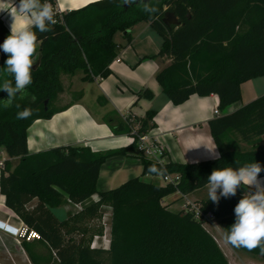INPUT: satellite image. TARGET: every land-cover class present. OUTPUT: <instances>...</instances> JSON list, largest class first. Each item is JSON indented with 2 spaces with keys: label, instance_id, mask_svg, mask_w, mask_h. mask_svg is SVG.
Returning a JSON list of instances; mask_svg holds the SVG:
<instances>
[{
  "label": "trees",
  "instance_id": "trees-1",
  "mask_svg": "<svg viewBox=\"0 0 264 264\" xmlns=\"http://www.w3.org/2000/svg\"><path fill=\"white\" fill-rule=\"evenodd\" d=\"M48 2L53 5L57 23L46 33L33 29L37 35L33 82L10 107L4 102L7 93L0 91V147L8 156L0 169V192L5 196V205L40 233L37 240L49 251V255H32L33 259L45 264H229L204 224L189 211L169 209L164 199L205 187L214 169H235L255 161L264 167V95L226 112L241 100L243 82L264 76V0H137L132 5L123 0H97L66 11H59L57 0ZM145 3L154 11H144ZM166 11L175 13L180 24H165L162 18ZM142 20L149 21L163 38L160 50L151 58H170L156 78L172 103L181 104L193 94L219 96V109L225 114L209 121L219 158L159 163L138 153V134L156 126L154 109L141 118L114 110L105 118L115 135L134 137L126 147L94 151L84 145H60L30 152L31 124L62 110L53 107L64 89L62 75L82 74V81L108 76L121 50L115 40L116 32L122 31L130 42L132 26ZM9 34L0 19V45ZM7 58L8 54L0 49V85L5 79L14 84L13 77L3 72ZM138 95L153 97L149 89ZM32 96L36 97L35 102ZM17 103L20 109L15 107ZM24 108H30L32 115L17 119V111ZM136 122L140 127L134 133ZM232 131L249 148L225 147V134ZM131 151L137 153L143 175L158 176L148 171L154 164L164 170L159 175L175 173L179 181L161 184L136 176L114 188L99 190L102 165ZM14 157L19 161L11 169L10 158ZM260 176H264V171ZM242 197L237 191L235 196L221 197L218 204L206 199L200 205L204 212L212 211L228 231L235 221L234 208ZM65 202L81 204L82 208L60 220L52 209ZM104 205L111 210L109 242L107 246L91 247L94 236L104 232L103 227L91 228ZM239 249L264 257L259 248ZM54 255L57 260L52 263Z\"/></svg>",
  "mask_w": 264,
  "mask_h": 264
},
{
  "label": "crops",
  "instance_id": "crops-1",
  "mask_svg": "<svg viewBox=\"0 0 264 264\" xmlns=\"http://www.w3.org/2000/svg\"><path fill=\"white\" fill-rule=\"evenodd\" d=\"M57 1L59 11L72 9L69 4H66L62 9V0ZM13 2L18 6L20 0H13ZM0 19L10 31L13 20L9 12L0 11ZM28 23L29 21L23 17H17V26L23 27ZM137 24H140V27L136 28L135 36L131 35L128 45L122 47L119 43L121 49L123 48V53L117 56L120 58L119 61L112 62V72L106 77H97L93 81L83 82L91 93L89 100L94 104L97 103L100 107L97 110L91 108L86 102L88 97L86 87H82L83 95L65 105L67 108L63 109L64 105L59 106L57 109L62 110L56 112L51 118H39L31 124L28 129L30 152L44 151L60 145H84L94 151L126 147L133 142V137L127 134L115 135L105 122V115L114 110L125 116L132 115L135 118H141L146 115L148 110L154 109L157 111L154 118L156 126L150 130V133L158 138L165 151L164 162L173 160L194 163L216 159L204 145L216 147L215 151L220 156L209 125L211 119L225 114L219 109V96L217 94L205 96L193 94L181 104L172 103L162 92L156 78L157 73L170 63V58H151L160 50L163 38L149 21H138L132 28ZM139 56H141L140 59L150 57L155 64L148 63L145 67L146 70L138 68L133 70L123 62L124 58L128 57L132 63H135L134 57ZM79 75L82 76V74ZM262 78L264 76L243 82L241 84V100L230 106L226 112H233L264 95ZM143 89L152 91L153 97L150 99L139 96L138 92ZM215 109H219L220 113L216 114ZM224 142L227 148L234 145L242 148L249 147V144L233 131L225 134ZM6 158L8 156L2 159ZM18 161V157L10 158L11 169L16 166ZM136 176L143 180L152 176L150 180L165 184L159 180L160 175H143L142 163L137 158V153L131 151L128 155L112 157L102 165L97 187L99 190H107ZM259 179L264 182V176H260ZM247 190L254 191L255 189H245L243 186L237 189L238 193L243 195ZM175 194L177 201L169 204V209L175 211L181 210L187 200L201 204L208 199L207 185L187 194L179 192ZM34 201L36 202V200ZM216 219L217 221L213 220L203 224L219 243L229 264H264V257L252 255L228 243L225 239L227 230L222 228L219 218L216 217ZM25 225L17 213L5 205V196L0 192V264H35L34 255L35 257H37L36 254L49 255L48 249L40 240L20 236V229ZM213 231L218 235L215 236ZM54 256L51 258L52 263L57 260Z\"/></svg>",
  "mask_w": 264,
  "mask_h": 264
},
{
  "label": "clouds",
  "instance_id": "clouds-1",
  "mask_svg": "<svg viewBox=\"0 0 264 264\" xmlns=\"http://www.w3.org/2000/svg\"><path fill=\"white\" fill-rule=\"evenodd\" d=\"M137 0H123L124 4L132 5ZM143 3V0H141ZM144 11H154L149 4L143 5ZM0 11L9 12L13 23L10 26V34L6 37L0 49L8 58L5 61L3 72L14 79H5L0 85V91L7 93L4 100L5 106H12L18 95H22L33 82L32 67L33 57L37 50V35L33 29L40 33L51 31V26L57 23L56 12L48 0H20L15 5L13 0H0ZM17 17H23L29 21L26 26H17ZM35 102L36 97H31ZM20 109V104H15ZM32 115L30 108L17 111V119H27ZM206 148L213 158H219L216 147ZM199 147V146H198ZM149 173L162 174L163 169L151 165ZM264 167L259 162L246 163L238 168L214 169L207 179L208 199L218 204L221 197L235 196L237 189L243 186L247 190L234 208L235 221L225 233V239L231 245L244 247L249 251L259 248L264 255V182L259 179V174Z\"/></svg>",
  "mask_w": 264,
  "mask_h": 264
},
{
  "label": "rangeland",
  "instance_id": "rangeland-1",
  "mask_svg": "<svg viewBox=\"0 0 264 264\" xmlns=\"http://www.w3.org/2000/svg\"><path fill=\"white\" fill-rule=\"evenodd\" d=\"M140 24H137L135 27H133L131 30V35L135 36V32H136V28L140 27ZM142 25V24H141ZM139 29V28H138ZM115 39L116 42L120 43L122 45V47H125L128 45L129 40L124 36V33L122 31H117L115 34ZM123 53V48L119 51V54ZM133 57V56H132ZM141 56L139 57H134V59H136L135 63H132V61L126 57L124 58V63L128 64L130 68H132L133 70L135 69H145V67H147L148 63H151V65H154V61L150 58V57H145L144 59H140ZM151 61V62H149ZM146 70V69H145ZM62 81H63V91L60 92L58 94V97L56 98V100L53 102V107L54 108H58L59 106H65L67 105L69 102L76 100L80 94H81V88L82 87H86V91L88 93V97L86 102L91 106L92 109L97 110L100 106L97 103H92L89 99L91 96V93L89 91V89L87 88V85L85 83H83L84 81L81 80V77L79 74H77L74 77H71L69 75H62ZM262 81H264V78H262ZM105 118H109V114L105 115ZM246 148H249L248 146ZM7 157L6 152L4 150L3 147H0V162L3 163L4 160L2 158ZM4 166L3 164H0V169H2V167ZM152 176H149L147 178H144L146 181L150 180ZM161 182L163 181L162 176L159 177ZM148 179V180H147ZM176 197V194H171L165 197L164 199V203L165 204H171L173 201H177V197L176 199L172 200L173 198ZM170 200H172L170 202ZM35 201L32 202V204H34ZM66 203V202H65ZM63 204L61 206L55 207L53 208V212L54 214H56V216L59 219H63L66 218L68 216V214H70V212L74 211V206L73 203H66ZM110 214H111V210L110 207H108L107 205H104L100 208V211L97 215V217L95 219L92 220V230H96L99 227H103V235L102 237L99 239V243H101V245H106L108 244V239H109V228H110ZM217 221V219H215ZM213 233L215 234V236H217L218 234L215 233L213 231ZM53 255V254H52ZM55 257V256H54Z\"/></svg>",
  "mask_w": 264,
  "mask_h": 264
},
{
  "label": "built area",
  "instance_id": "built-area-1",
  "mask_svg": "<svg viewBox=\"0 0 264 264\" xmlns=\"http://www.w3.org/2000/svg\"><path fill=\"white\" fill-rule=\"evenodd\" d=\"M114 60L119 61L120 58L117 57ZM215 113L219 114L220 110L215 109ZM140 127V123H136L133 128V132L136 133ZM133 137V136H131ZM134 140V137H133ZM261 143L262 146L264 147V134L261 137ZM137 151L144 157L157 161L159 163H164V156H165V151L163 147L161 146L159 140L157 137L153 136L150 131L148 132H143L138 134L137 138ZM0 164H3L0 162ZM163 178V181L165 183H177L179 181V175L172 173V174H167V175H160ZM96 198V196L94 197ZM73 203V202H72ZM74 210H80L82 208L81 204L73 203ZM182 209L185 211H189L193 214V216L200 220L202 223L213 221L216 219L215 214L212 211H207L204 212L201 208V205L187 200ZM20 236L26 237L27 239H40L41 235L39 232H37L34 229L29 228L27 225H25L23 228L20 229L19 232ZM100 236L96 235L94 236L92 242H91V247H97L100 246L101 243H99ZM109 242V239H108ZM106 246V245H105Z\"/></svg>",
  "mask_w": 264,
  "mask_h": 264
},
{
  "label": "bare ground",
  "instance_id": "bare-ground-1",
  "mask_svg": "<svg viewBox=\"0 0 264 264\" xmlns=\"http://www.w3.org/2000/svg\"><path fill=\"white\" fill-rule=\"evenodd\" d=\"M93 1H97V0H62L61 8L64 9L66 4H69L72 9H76V8L82 7L88 3H91Z\"/></svg>",
  "mask_w": 264,
  "mask_h": 264
},
{
  "label": "water",
  "instance_id": "water-1",
  "mask_svg": "<svg viewBox=\"0 0 264 264\" xmlns=\"http://www.w3.org/2000/svg\"><path fill=\"white\" fill-rule=\"evenodd\" d=\"M162 20L167 25H172V24L179 25L180 24V20L178 19V17L175 15V13L171 11H166ZM46 104H47V101H46Z\"/></svg>",
  "mask_w": 264,
  "mask_h": 264
}]
</instances>
